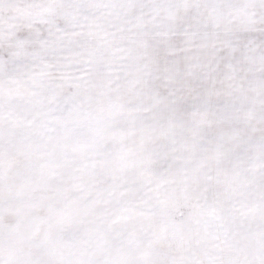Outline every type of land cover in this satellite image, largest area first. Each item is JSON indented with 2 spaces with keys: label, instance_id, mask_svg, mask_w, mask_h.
Masks as SVG:
<instances>
[{
  "label": "snow or ice",
  "instance_id": "1",
  "mask_svg": "<svg viewBox=\"0 0 264 264\" xmlns=\"http://www.w3.org/2000/svg\"><path fill=\"white\" fill-rule=\"evenodd\" d=\"M0 264H264V0H0Z\"/></svg>",
  "mask_w": 264,
  "mask_h": 264
}]
</instances>
